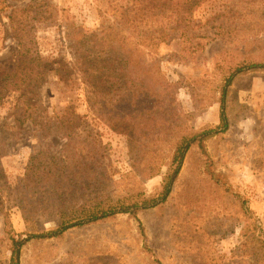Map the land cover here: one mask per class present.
I'll return each instance as SVG.
<instances>
[{"label":"rangeland","instance_id":"obj_1","mask_svg":"<svg viewBox=\"0 0 264 264\" xmlns=\"http://www.w3.org/2000/svg\"><path fill=\"white\" fill-rule=\"evenodd\" d=\"M71 24L87 36L119 24L142 43L151 29L168 31L156 58L178 85L177 114L191 133L219 128L225 80L237 67L264 62V0H0V198L10 222L0 214V264L11 263L12 238L60 223L54 211L26 223L20 208L29 200L23 179L31 157L59 154L67 143L45 137L38 123L86 116L75 131L98 142L107 168L91 161L80 205L97 198L100 205L141 204L164 188L170 144L160 146L158 158L142 154L146 161L133 167L132 140L93 113L81 75L71 69ZM25 59L47 66L38 97L1 90L12 80L5 82L7 75L17 83ZM226 111L228 130L191 147L166 202L32 241L20 264H264V69L234 80ZM151 165L149 178L143 172Z\"/></svg>","mask_w":264,"mask_h":264},{"label":"trees","instance_id":"obj_2","mask_svg":"<svg viewBox=\"0 0 264 264\" xmlns=\"http://www.w3.org/2000/svg\"><path fill=\"white\" fill-rule=\"evenodd\" d=\"M68 31V39L71 41L69 47L75 60L71 69L81 75L93 113L101 116L113 131L132 140L130 153L134 168L146 161L142 154L152 156V159L158 158L157 150L160 146L170 144L172 154L168 163L169 170L163 191L156 199L141 204L120 200L100 205L97 198L80 205L85 184L91 180L94 172L91 161H96L102 172H106L107 168L100 161L98 142L83 138L75 131L76 122L86 116L82 118L78 115V120L73 122L50 119L46 123H38L45 137L61 136L67 143L59 154L38 152L31 157L23 179L24 196L29 200L25 208H20L26 223L33 222L35 214L47 216L53 211L60 223L47 233L12 238L10 264H20L22 248L32 241L60 238L70 230L97 224L120 214H136L139 209L154 208L166 202L191 147L202 145L206 140L228 130L227 99L234 80L254 69H264V62L237 67L222 87L219 128L191 133L182 122V116L177 114L174 93L178 85L166 78L156 58L158 49L169 36L168 31H147L149 35L145 43L132 39V36L127 35L125 26L119 24H102L90 36L74 24L68 27ZM173 31L171 28L170 32ZM61 66L64 70L69 68L67 64L59 63ZM46 68V64H42L39 59L21 60L17 83H14L13 75H7L5 82L12 80L3 83L1 90L21 92L25 98L38 97L37 86L46 76ZM2 100L0 92V102ZM146 172V177L150 178L156 169L151 165L143 175ZM106 190L107 183L99 191ZM5 212V205L0 198V214L4 217L5 225H8L10 222Z\"/></svg>","mask_w":264,"mask_h":264}]
</instances>
